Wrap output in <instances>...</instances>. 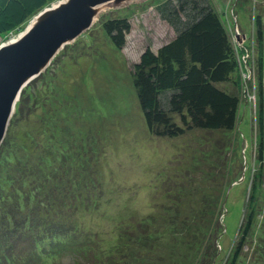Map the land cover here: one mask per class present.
I'll return each mask as SVG.
<instances>
[{
	"label": "rangeland",
	"instance_id": "obj_1",
	"mask_svg": "<svg viewBox=\"0 0 264 264\" xmlns=\"http://www.w3.org/2000/svg\"><path fill=\"white\" fill-rule=\"evenodd\" d=\"M162 1L107 8L90 29L60 50L33 85L32 106L12 128L8 149L16 148L10 163L14 182L3 185L0 197L13 198L27 182L29 189L37 176L28 175L26 165H39L41 174L49 175L42 178L46 189L73 193L69 209L63 208L66 219L88 242L97 241L103 264H227L248 215L255 211L239 264H264V255L254 251L264 247V161L257 160L258 93L249 80L257 77L260 55L251 32L253 0L233 6H228L233 0H215L221 14L230 15L234 7L230 38L240 54H248L240 60L251 62V74L248 63L242 64L251 99H243L235 129H193L176 138L148 132L132 86L133 65L142 52L147 47L156 51L174 37L156 13ZM255 7L259 11L261 3ZM121 16L129 19L131 30L125 46L115 49L101 21ZM16 35H0V44ZM247 42L252 46L243 50ZM49 114L52 127L44 124ZM49 151V167H40V158L51 157ZM65 168L69 178L78 177L77 185L54 177ZM35 202L32 207L44 216L45 207ZM55 207L46 213L57 216ZM60 242H43L38 264H73L75 253Z\"/></svg>",
	"mask_w": 264,
	"mask_h": 264
},
{
	"label": "trees",
	"instance_id": "obj_2",
	"mask_svg": "<svg viewBox=\"0 0 264 264\" xmlns=\"http://www.w3.org/2000/svg\"><path fill=\"white\" fill-rule=\"evenodd\" d=\"M56 1L58 0H0V35L13 32L16 35L23 31L26 22ZM238 1L233 0L228 6H233ZM256 3H261L259 11L263 10V13L256 9ZM253 5L250 12L253 29L251 32L253 42L255 39L260 47V55L257 58V77L252 75L249 80L254 82L253 90L256 89L258 93L254 97L258 131L256 151L258 162L263 163L264 0H253ZM233 9L230 8V15V11L221 14L215 0H165L155 7L159 18L173 30L174 37L156 51L147 47L133 65L132 71V86L150 134L176 138L193 129L220 132H232L235 129L243 99L245 103L251 99L246 80L242 77V64L248 63L250 74L252 71L250 59L246 58V62L240 60L241 55H246L245 51L240 54L230 38L228 24L236 19ZM236 14L238 17L239 13ZM101 28L112 46L122 49L131 30V23L125 16L107 17L101 21ZM244 45L243 50L252 46L250 42ZM56 57L57 55L51 63ZM40 75L21 91L0 145V189L4 184L11 185L14 182L10 163L15 158L16 148H12L13 152L8 149L11 131L16 127V122L21 120L24 110L32 106L34 87ZM44 124L53 126L50 114L44 119ZM52 153L48 152L51 157L46 160L40 158V167L43 163L49 167ZM18 165L19 162H16L14 167ZM38 166L26 165L28 175L37 176L29 184V189L27 182L22 184V188H17L13 198L5 195L0 197V264H38V260L42 258V243L51 245L61 243L60 241L64 247L75 253L73 264H103L102 253L97 252V241L88 242L81 230L70 225L66 219L63 208L69 209L68 199L73 193H63L54 188L46 189L42 178L48 179L49 175H42ZM69 174L70 170L65 168L60 174L56 172L54 177H58L60 181L67 178L70 185H77L78 177L72 174L69 178ZM19 181L22 182L23 179L20 178ZM255 190L253 185L252 193ZM35 201L45 207L46 212L55 203L54 211L57 210V216L52 217L51 213L43 211L41 214L44 216H39V211L32 207ZM251 201H254L253 197ZM254 212L248 215L247 224L240 231L235 251L227 264H239V258L250 235ZM72 246H75V251ZM259 247L262 251H259ZM255 250L264 255L263 246L254 247ZM110 264L119 263L117 261Z\"/></svg>",
	"mask_w": 264,
	"mask_h": 264
},
{
	"label": "water",
	"instance_id": "obj_3",
	"mask_svg": "<svg viewBox=\"0 0 264 264\" xmlns=\"http://www.w3.org/2000/svg\"><path fill=\"white\" fill-rule=\"evenodd\" d=\"M143 0H58L34 16L16 37L0 44V145L23 88L54 57L90 29L107 8Z\"/></svg>",
	"mask_w": 264,
	"mask_h": 264
},
{
	"label": "built area",
	"instance_id": "obj_4",
	"mask_svg": "<svg viewBox=\"0 0 264 264\" xmlns=\"http://www.w3.org/2000/svg\"><path fill=\"white\" fill-rule=\"evenodd\" d=\"M246 56H247V58H248V55L246 54ZM244 57H245V55H244ZM246 59V58H245ZM244 58H243V61L245 60Z\"/></svg>",
	"mask_w": 264,
	"mask_h": 264
}]
</instances>
